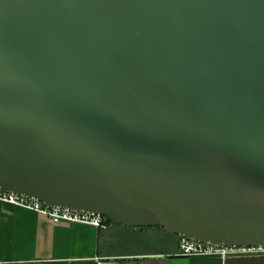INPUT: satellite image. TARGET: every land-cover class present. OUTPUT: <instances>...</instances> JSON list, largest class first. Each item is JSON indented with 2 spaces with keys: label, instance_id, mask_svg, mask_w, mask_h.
Wrapping results in <instances>:
<instances>
[{
  "label": "water",
  "instance_id": "1",
  "mask_svg": "<svg viewBox=\"0 0 264 264\" xmlns=\"http://www.w3.org/2000/svg\"><path fill=\"white\" fill-rule=\"evenodd\" d=\"M0 188L264 247V0H0Z\"/></svg>",
  "mask_w": 264,
  "mask_h": 264
},
{
  "label": "crops",
  "instance_id": "2",
  "mask_svg": "<svg viewBox=\"0 0 264 264\" xmlns=\"http://www.w3.org/2000/svg\"><path fill=\"white\" fill-rule=\"evenodd\" d=\"M179 233L158 225L53 222L33 209L0 200V261L6 264H264L254 253L185 256Z\"/></svg>",
  "mask_w": 264,
  "mask_h": 264
},
{
  "label": "built area",
  "instance_id": "3",
  "mask_svg": "<svg viewBox=\"0 0 264 264\" xmlns=\"http://www.w3.org/2000/svg\"><path fill=\"white\" fill-rule=\"evenodd\" d=\"M0 200L33 209L47 215L53 222L69 221L89 223L96 227L106 225L104 216L98 213L62 206H52L37 198L0 188ZM179 253L185 256H218L225 258L232 254L254 253L264 249L262 246H244L240 244H224L197 240L179 234ZM0 264H6L0 261Z\"/></svg>",
  "mask_w": 264,
  "mask_h": 264
},
{
  "label": "trees",
  "instance_id": "4",
  "mask_svg": "<svg viewBox=\"0 0 264 264\" xmlns=\"http://www.w3.org/2000/svg\"><path fill=\"white\" fill-rule=\"evenodd\" d=\"M105 219H106V222H107V223H109V222H110V221H109L107 218H105Z\"/></svg>",
  "mask_w": 264,
  "mask_h": 264
}]
</instances>
